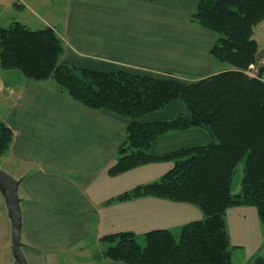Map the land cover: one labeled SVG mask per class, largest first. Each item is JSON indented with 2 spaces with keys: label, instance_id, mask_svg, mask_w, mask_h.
Segmentation results:
<instances>
[{
  "label": "crops",
  "instance_id": "0c3cea01",
  "mask_svg": "<svg viewBox=\"0 0 264 264\" xmlns=\"http://www.w3.org/2000/svg\"><path fill=\"white\" fill-rule=\"evenodd\" d=\"M198 2L0 0V7L28 11L22 21L9 24L53 28L64 42L61 61L68 65L190 81L231 69L210 53L216 32L190 21ZM253 37L263 63L264 20L254 27ZM0 94L5 104L0 120L14 134L8 152L0 156V168L20 180L21 249L27 264H125L100 256L107 246L100 241L102 235L128 231L138 241L149 230L168 229L177 237L183 225L203 219V211L193 203L151 195L116 199L138 184L157 180L173 165L160 161L107 173L125 140L127 118L71 99L53 78L34 81L15 70L0 69ZM178 114L189 116L185 104L173 100L140 119L159 121ZM210 141L205 129L191 127L160 135L149 151L161 154ZM0 210V258L18 264L1 191ZM225 218L228 229L229 222L239 229V242L258 232L257 243L240 260L236 251L244 247L237 240L231 243L233 264L264 256V225L253 205L230 207Z\"/></svg>",
  "mask_w": 264,
  "mask_h": 264
},
{
  "label": "trees",
  "instance_id": "16d2710c",
  "mask_svg": "<svg viewBox=\"0 0 264 264\" xmlns=\"http://www.w3.org/2000/svg\"><path fill=\"white\" fill-rule=\"evenodd\" d=\"M262 20L264 0H199L190 21L216 32L210 53L231 69L190 81L126 69L63 65L64 42L53 28L31 29L18 21L0 25L2 69L18 70L34 81L53 78L71 99L129 120L117 158L107 168L109 175L173 162L159 180L138 184L117 200L151 195L193 203L203 211V219L183 225L179 237L168 229L149 230L144 247L132 232L102 235L100 241L107 246L101 257L125 264H233L235 246L229 240L227 210L253 205L264 225V64L260 65L261 52L253 37ZM251 66L256 67L255 74L250 73ZM173 100L182 101L189 116L140 119ZM191 127L205 129L211 141L150 153L160 135ZM13 137L12 129L0 120V156L8 152ZM242 159L241 191L233 194L232 177ZM249 264H264V256L253 257Z\"/></svg>",
  "mask_w": 264,
  "mask_h": 264
},
{
  "label": "rangeland",
  "instance_id": "374dc122",
  "mask_svg": "<svg viewBox=\"0 0 264 264\" xmlns=\"http://www.w3.org/2000/svg\"><path fill=\"white\" fill-rule=\"evenodd\" d=\"M25 12L27 14L28 11H25ZM26 14L25 13H20V11H17V10L7 9L6 7H0V25L6 27L13 19H15V20L17 19V20L22 21L21 20L22 17L25 16ZM64 49H65V47H64ZM62 56H63V54H62ZM62 56H61V58H62ZM61 58H60V63L63 64V65H68L66 63H63L61 61L62 60ZM220 64H226L227 65V63H225V62H220ZM261 64H264V62L260 63V65ZM0 69L1 70H5V71L13 70V69H2L1 67H0ZM15 72H18V74L21 73L18 70H15ZM136 72H139V71H136ZM250 73L251 74H255L256 73V67H252ZM163 77H165V76H163ZM180 77H182V76H180ZM4 108H5V104H4L3 100H2V95L0 94V113L2 112V110ZM244 167H245V159H242L237 164V166L235 168L234 175L232 177V183H231V191H232V193H238V192L241 191V181H242V178H243V175H244ZM153 171H155V169H153ZM165 171H167V170H165ZM160 177L161 176H159V178H157V180H159ZM152 181H155V180H152ZM0 214H1V210H0ZM233 227H235V228L232 229ZM229 229H230V234L231 235L229 234V231H228ZM229 229L227 228L228 234L231 237L229 239L230 243L237 244L239 242V239L241 238V234L239 232V229L236 227V225L230 224V222H229ZM257 233H254L253 235L249 236L247 238V240H245V242H244L243 239L241 240V242H239V243L242 244V246L244 248H241V247L238 248V250L236 251V255H235L236 259L240 260L241 258H244L245 255L247 256V252L250 251L249 248H251V246L252 247L255 246V244L257 243V237H258V236H256ZM179 235L177 237H179ZM236 240L238 242H236ZM138 243L140 244L141 247H144L145 246V238H142V239L138 240ZM1 254H2V252H0V255ZM261 255H264V251L261 252ZM0 264H5V262L2 260V257L0 258Z\"/></svg>",
  "mask_w": 264,
  "mask_h": 264
},
{
  "label": "water",
  "instance_id": "95a60500",
  "mask_svg": "<svg viewBox=\"0 0 264 264\" xmlns=\"http://www.w3.org/2000/svg\"><path fill=\"white\" fill-rule=\"evenodd\" d=\"M20 180L0 168V191L4 197L11 220L12 252L18 264H27L22 252L21 242V208L18 186Z\"/></svg>",
  "mask_w": 264,
  "mask_h": 264
}]
</instances>
